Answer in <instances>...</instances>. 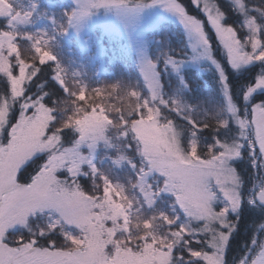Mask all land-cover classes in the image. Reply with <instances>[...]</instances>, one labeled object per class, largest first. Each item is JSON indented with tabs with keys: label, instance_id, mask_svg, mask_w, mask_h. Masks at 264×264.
<instances>
[{
	"label": "snow or ice",
	"instance_id": "6c2138e0",
	"mask_svg": "<svg viewBox=\"0 0 264 264\" xmlns=\"http://www.w3.org/2000/svg\"><path fill=\"white\" fill-rule=\"evenodd\" d=\"M161 2L180 17L205 49L211 48L203 19L191 15L181 0ZM192 2L203 11L228 66L240 70L258 65V71L241 85L238 103L223 65L213 61L223 84L225 116L216 121L212 142L204 145L203 152L198 138L208 125L189 120L194 138L185 150L174 122L165 118L161 124V109H153L155 122L167 131L168 141L149 143L141 136L138 143L143 142L148 170L163 177V187L158 180L155 187L142 185L141 192L149 205L158 192L164 194L161 197L169 193L174 197L172 216L162 213L152 218L167 225L166 231L157 233L150 221L142 239L134 240L131 235L120 238L122 210L105 198L85 193L78 183L83 163L77 150L80 141L63 148L62 135L50 133L33 101L19 105L15 122L9 119V107L0 117V264H264V6L232 0L242 22L230 24L225 23L227 13L216 0ZM144 72L152 99L159 98L161 105L183 118L179 108L170 106L160 95L162 84L156 65L149 62ZM15 100L13 97L12 108ZM29 108L34 109L32 115H28ZM84 135L81 133V138ZM40 153H47L40 168L27 179L19 177L23 166ZM241 160L252 170L246 193L243 172L247 168L236 167ZM61 170L67 175H57ZM113 190L126 199L123 188ZM244 204L262 214L259 222L254 218L249 222L258 234L242 243L239 255L229 258ZM37 215L48 217L47 227L32 231L28 221ZM22 229L27 230V237L19 231ZM54 234L67 246H58Z\"/></svg>",
	"mask_w": 264,
	"mask_h": 264
},
{
	"label": "trees",
	"instance_id": "16d2710c",
	"mask_svg": "<svg viewBox=\"0 0 264 264\" xmlns=\"http://www.w3.org/2000/svg\"><path fill=\"white\" fill-rule=\"evenodd\" d=\"M47 2L42 0L43 7L49 12L47 14L49 18L52 14L54 18H59L61 23L65 22L64 17L69 16L72 4L67 0L53 1L50 5ZM181 2L189 13L204 20L213 55L223 65L231 85L232 95L240 103V87L258 71V65H251L240 70H233L228 66L221 45L200 8L196 7L192 0H181ZM216 2L227 13L225 23L242 22V15L234 10L233 2L229 0H216ZM248 2L264 6V0H248ZM9 29L8 21L0 18V34ZM63 31L55 27V35H52V40L47 46H41L35 36L21 38L18 35L15 37L16 51L9 57L12 62L11 70L13 74H17L21 61H24L30 66L32 75L25 84L23 95L15 100L16 107L13 108L10 120L15 122L20 111L19 105L23 101H40L52 112L49 123L50 133L57 132L62 135V147L68 148L79 138L80 134L76 129L77 118L83 113L96 110L108 118L106 133L110 147L102 146L95 166L85 164L81 167L78 183L84 192L106 199L107 191L112 190L113 183L121 182L132 188L137 183L139 172L147 169V162L140 153V145L130 128V123L139 117V111L144 112V100L150 101L152 107L161 109V120L165 121L166 118L174 122L181 132V141L185 150L190 147L193 137L191 135L193 126L189 120L197 124L208 125L199 133L201 152L204 151V145L212 142V130L216 121L225 116L223 85L214 69L209 68L203 71L193 67L184 68L182 82L168 65V58L187 59L191 53L185 33L179 25L164 22L155 30L147 32L146 40L150 57L156 62L160 73L162 84L160 95L164 100L169 101L170 106L175 104V107L179 108L183 114V118L176 111L170 110L169 106L161 105L159 98L152 99L137 61L131 55L123 38L98 28L94 32L91 48L83 50L74 38L68 40ZM76 71L81 74L80 78L74 77ZM82 82L86 85L84 97H81L80 84ZM96 93L99 96H88V94ZM10 96V78L7 74L0 72V105ZM134 104L139 107L136 108ZM46 156L47 153L31 160L21 170L19 177L27 179L34 174L45 161ZM122 157L125 160L118 165L117 161ZM236 167L241 170L247 168L243 172L245 176L243 191L246 193L251 183L248 175L252 170L242 160L236 162ZM158 180L161 187L162 179L158 176L151 178L154 187ZM21 182L25 181L21 179ZM161 195L151 208L158 216L170 211V205L174 199L173 196L161 197ZM146 212L148 213L149 210ZM143 215L144 218L149 214L144 212ZM253 218L258 221L262 218V214L254 213L247 204H244L241 208L240 229L233 235L229 258L234 253L239 255L242 243L250 242L253 234H258V230L249 223ZM47 223L46 215H37L28 221V228L32 231H39L46 229ZM65 228L68 229L66 226ZM133 229L135 227H132ZM139 229L143 232L144 228L140 226ZM19 231L27 237L26 229ZM53 238L57 240L58 246H67L58 234H54Z\"/></svg>",
	"mask_w": 264,
	"mask_h": 264
},
{
	"label": "rangeland",
	"instance_id": "374dc122",
	"mask_svg": "<svg viewBox=\"0 0 264 264\" xmlns=\"http://www.w3.org/2000/svg\"><path fill=\"white\" fill-rule=\"evenodd\" d=\"M46 1H48L47 3L50 5L51 2L59 0ZM67 1L72 4V8L69 12V16L66 18L64 17L65 22L61 23L59 18H54L52 14L49 18V15H47L49 12L43 7L42 0H0V18L6 19L10 26L9 31L0 34V72L7 74L11 82V96L4 100L0 105V117L4 116L5 107H9L11 108V112L13 111V108L11 107L13 97L17 99L23 95L25 84L29 81L32 75L30 66L24 61H21L17 74H13L11 70L12 62L9 57L16 51L14 44L15 37L18 35L21 36V38L35 36L41 46H47L52 40V35H55V27L60 28V30H64L63 34L66 38H68V40L70 38H74L80 49L83 50L91 48L94 41V32L98 28L102 31L115 34L123 38L131 55L137 61L144 83L148 88L144 72L145 66L149 62L154 63L156 67L157 64L150 57L146 34L149 31L155 30L164 22H173L179 25L184 31L187 44L191 51L190 56L187 59L177 60L168 58L167 63L172 68L174 73L181 79L182 82V71L187 67H193L203 71H206L209 68L214 69L220 76L217 65L213 62L214 60H218L214 57L212 48L205 49V47L199 42L198 37L186 28L180 17L177 16L170 7L162 3L161 0H156V2H152V0ZM229 1L232 2V0ZM170 60H173L174 63H169L168 61ZM80 76L81 74L79 71H76L74 77L80 78ZM158 79L160 80V73ZM220 83L222 84V82ZM80 86L82 91L81 97H84L86 95V85L82 82ZM222 93L224 94L223 87ZM133 94L135 93L133 92ZM88 96H99V94H88ZM32 102V100H26L23 101L22 104H30ZM35 102L41 110L40 114L44 118L45 123L49 125L52 118L51 110L42 102ZM134 106H136V108L139 107L136 104H134ZM143 106L144 112L139 111V117L130 123L133 136L137 139V141L138 137L143 136L148 138L149 143H166L168 141V133L164 128L160 127V125L155 122L156 117L153 112L154 107L150 105V101L148 100L143 101ZM33 111V108H29L28 115H32ZM160 123L163 124L164 121L160 119ZM108 124L109 119L96 110L85 112L77 118L76 129L80 134L77 139V141H80L77 146V150L83 157L81 167L85 164L95 166L102 146L110 147L106 133ZM174 129L181 140V132L175 125ZM81 133L85 134L83 138H81ZM55 134H57V132ZM193 138L194 137H192V139ZM142 143V141L139 142L140 153L147 162V157L142 154ZM73 146L74 144L68 148ZM189 146L191 147V142ZM42 154L45 153L37 154L35 157ZM124 160V157L119 159L117 161L118 165H121ZM30 161H28L26 165ZM25 166H23V168ZM62 174L67 175V173L63 170L57 173V175ZM156 176L163 180V177H161L158 172H155L154 170L149 171L147 167L146 170L139 172L138 180L134 187H127L121 182H115L111 186L112 190L109 189L107 191L106 200H108L113 206L119 207L122 210L121 215L124 217V219L120 221L123 226L118 232V236L120 238L126 239L129 235H131L134 240L136 238L142 239L148 228V222L150 221L152 222L154 231L157 233L162 234L166 231L167 225L163 224L159 220H152L153 217L159 216L151 209L155 205L158 197L163 193L158 192L157 197L154 199V203L149 205L141 192L142 185L153 186L151 178ZM116 186L123 188V196L126 199H122L121 196L113 190ZM162 187L163 184L161 188ZM167 195L171 196L170 193ZM129 204L130 206H128L125 211V206ZM172 208L173 205H170V211L163 213H167L168 216H172ZM147 210H149L148 213L146 212ZM144 212L147 215L149 214L148 217L146 216L147 218H143ZM109 223L111 224V221H109ZM65 226L68 228L67 225ZM140 226L144 228L143 232H141L142 229H139ZM132 227H135V229L132 230ZM71 231L75 232L76 230L73 227L71 228Z\"/></svg>",
	"mask_w": 264,
	"mask_h": 264
}]
</instances>
